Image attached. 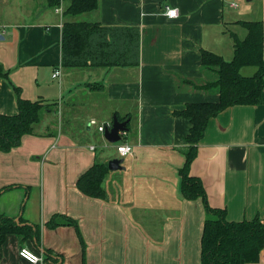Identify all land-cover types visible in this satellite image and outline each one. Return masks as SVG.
Returning <instances> with one entry per match:
<instances>
[{
	"label": "crops",
	"instance_id": "0c3cea01",
	"mask_svg": "<svg viewBox=\"0 0 264 264\" xmlns=\"http://www.w3.org/2000/svg\"><path fill=\"white\" fill-rule=\"evenodd\" d=\"M67 5L0 0V64L23 99L50 104L32 134L0 152V189L14 186L0 194V215L39 229V245L7 235L0 264H32L19 256L22 248L42 258L48 250L56 264H200L206 214L200 199L182 197L178 175L191 124L174 112L218 100L194 87L213 77L200 52L232 59L229 32L243 38L237 22L257 20L264 32V0H98L78 17L63 16ZM166 7L177 16L168 18ZM64 20L134 28L137 64L62 68ZM17 110L10 83L0 79V115ZM116 113L128 115L121 144L132 154L123 169L108 170L105 199L90 198L76 188L78 177L112 158L100 153L108 148L99 141L104 133L89 121L112 122ZM189 174L228 221L264 219V87L259 105L231 106L209 119ZM54 214L77 222L84 250L73 226H46ZM251 264H264V248Z\"/></svg>",
	"mask_w": 264,
	"mask_h": 264
},
{
	"label": "trees",
	"instance_id": "16d2710c",
	"mask_svg": "<svg viewBox=\"0 0 264 264\" xmlns=\"http://www.w3.org/2000/svg\"><path fill=\"white\" fill-rule=\"evenodd\" d=\"M63 1L68 5L63 12L65 17H78L93 11L98 0H46L49 7L55 8ZM245 36L239 38L229 32L233 42L232 59L226 60L210 51L202 49L200 64L212 73L211 80L195 88L218 96L216 102H194L186 104L174 115L190 120V128L185 137L184 160L178 169L180 193L187 200L200 199L206 214L200 241V264H251L260 260L264 248V219L232 222L226 219L223 209L212 208L207 201L201 181L189 174L190 164L196 156L198 143L204 136L209 119L228 107L235 105L256 106L262 101L264 87V32L263 24L257 21H238ZM138 62V33L134 28H111L97 22L64 20L61 29L62 68L131 66ZM246 68H253L246 74ZM0 79L10 83L15 94L17 114L0 115V152L7 153L20 145L22 136L32 134L41 121L42 113L50 104L41 100L30 101L21 97L19 87L9 80V72L0 64ZM187 82V81H186ZM188 83V82H187ZM95 86V87H94ZM100 84L93 85V88ZM119 121H125L116 113ZM128 126V122L126 123ZM123 139V135H121ZM108 173L107 163L94 162L76 181V188L85 196L105 199L102 182ZM14 186L0 189V194ZM48 228L61 225L73 226L84 250V243L77 222L63 214H54L45 223ZM7 235H15L21 241L35 240L39 245V229L5 215H0V246ZM1 248V247H0ZM44 264H56L51 252H43Z\"/></svg>",
	"mask_w": 264,
	"mask_h": 264
},
{
	"label": "built area",
	"instance_id": "2783aa9c",
	"mask_svg": "<svg viewBox=\"0 0 264 264\" xmlns=\"http://www.w3.org/2000/svg\"><path fill=\"white\" fill-rule=\"evenodd\" d=\"M233 7H235V4H232ZM56 11L61 12V10L58 8ZM165 15L168 18H175L177 16V10L174 8L166 7L165 8ZM60 74L59 70H55L52 74V77H58ZM112 122L98 124L95 120H90L89 125L96 126V129L100 133H104L106 129H109L111 127ZM123 133H121L122 135ZM116 145V152L118 154V158H124L126 156H129L132 154V147L131 145L127 143L121 144V142ZM92 150L94 149V146L90 147ZM19 256L28 261L29 263L36 264V263H42L43 258L41 256L35 255L26 248H22L19 251Z\"/></svg>",
	"mask_w": 264,
	"mask_h": 264
},
{
	"label": "water",
	"instance_id": "95a60500",
	"mask_svg": "<svg viewBox=\"0 0 264 264\" xmlns=\"http://www.w3.org/2000/svg\"><path fill=\"white\" fill-rule=\"evenodd\" d=\"M248 1V0H247ZM128 120L119 121L116 116H113L112 124L109 129L104 131L103 137L109 143H116L121 140V133L126 130V123ZM123 159L122 158H113L107 162L108 170L115 171L123 169L122 166Z\"/></svg>",
	"mask_w": 264,
	"mask_h": 264
},
{
	"label": "rangeland",
	"instance_id": "374dc122",
	"mask_svg": "<svg viewBox=\"0 0 264 264\" xmlns=\"http://www.w3.org/2000/svg\"><path fill=\"white\" fill-rule=\"evenodd\" d=\"M7 6L8 7H11L12 6V3H9ZM246 71H248V73H246V74H249L250 75L253 72V68H246ZM108 122H110V121H108ZM94 129H96V126H94ZM91 133H92L93 136H96V137L99 136L98 133L95 132V130H93V132H91ZM101 140H103V143L107 144V147L108 148H104V150L101 151L100 153H103L105 156H108L109 158H112V159L113 158H118L117 152H116V145L118 143H109L108 141L105 140V138L103 136H102L101 139L99 138V141H101ZM120 142H123V139H121L119 141V143ZM98 149H101V148L98 146Z\"/></svg>",
	"mask_w": 264,
	"mask_h": 264
}]
</instances>
